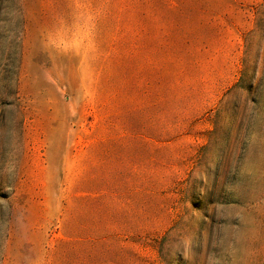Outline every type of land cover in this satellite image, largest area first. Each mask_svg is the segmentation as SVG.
<instances>
[{"label":"rangeland","instance_id":"1","mask_svg":"<svg viewBox=\"0 0 264 264\" xmlns=\"http://www.w3.org/2000/svg\"><path fill=\"white\" fill-rule=\"evenodd\" d=\"M0 264H264V0H0Z\"/></svg>","mask_w":264,"mask_h":264}]
</instances>
